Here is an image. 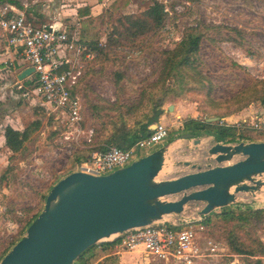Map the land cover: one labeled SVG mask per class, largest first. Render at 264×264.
<instances>
[{
	"label": "rangeland",
	"instance_id": "obj_1",
	"mask_svg": "<svg viewBox=\"0 0 264 264\" xmlns=\"http://www.w3.org/2000/svg\"><path fill=\"white\" fill-rule=\"evenodd\" d=\"M116 2L117 10L112 8ZM155 2L163 3L168 14L161 31L145 40L140 49L119 48L109 53L106 59H101L95 51V59L85 62L78 74L77 89L83 104L80 135L66 134L61 124L33 99L22 97V93L29 89L20 90L16 78H8L7 91L0 89V262L26 235L30 224L44 210L53 187L72 172L77 157L86 159L99 150L102 138L110 134L111 119L124 113L129 126L133 125L130 121L132 113L143 112L149 93L157 88L165 54L176 48L187 30H203L206 35L198 64L190 73L168 82L174 92L164 106V116L167 117L163 123L169 128L170 137L157 148L175 141L161 173L162 180L206 170L210 163L211 139L201 138L206 142L203 148L200 147L202 143L196 144L199 138L178 139L186 133V121L218 118L213 123L229 126L245 116H264L259 102H252L238 111L240 104L236 101L243 90L264 80V0H197L195 3L183 0H101V20L92 26L101 33L100 45L106 47L115 16L144 12ZM28 17L30 19L31 15ZM228 38L234 41H228ZM2 79L6 77H0V84L7 82ZM196 79H203V83L199 84ZM172 105L181 113L178 114L175 108L170 111ZM227 119H230L229 123ZM6 126L20 130L29 128L30 138L18 153L5 147L2 136ZM246 132L255 140H264V131ZM141 154L147 155L146 152ZM239 200L232 209L236 217H249L247 223L233 221L231 215L224 221L222 210H217L206 224L207 218L200 220L199 216L203 205L191 203L187 206V215L200 221L196 238L199 258L192 264H244L248 257L232 252L234 241L251 251L255 255L253 259L264 262V217L256 219L245 208L263 210L264 189L256 197L244 194ZM239 205L244 207L239 210L236 208ZM99 245L91 251L94 256L90 264L101 263ZM125 259L129 262L125 261V264H180L150 257L143 248L132 251Z\"/></svg>",
	"mask_w": 264,
	"mask_h": 264
},
{
	"label": "water",
	"instance_id": "obj_2",
	"mask_svg": "<svg viewBox=\"0 0 264 264\" xmlns=\"http://www.w3.org/2000/svg\"><path fill=\"white\" fill-rule=\"evenodd\" d=\"M33 72L27 69L19 80ZM204 137L214 138L185 133L178 139L199 138L200 145ZM214 140L207 169L175 179L160 180L175 140L106 176L70 173L53 187L42 213L0 264H75L96 245L128 231L175 217L192 220L186 213L191 203L203 205L199 216L207 218L238 205L240 195L256 197L264 189V141Z\"/></svg>",
	"mask_w": 264,
	"mask_h": 264
},
{
	"label": "built area",
	"instance_id": "obj_3",
	"mask_svg": "<svg viewBox=\"0 0 264 264\" xmlns=\"http://www.w3.org/2000/svg\"><path fill=\"white\" fill-rule=\"evenodd\" d=\"M0 33L11 45L23 49L21 61L27 69H34L27 78L28 87H20L29 89L24 97L33 99L46 114L61 124L66 134L80 135L83 104L77 89L78 74L85 62L95 59V52L75 32L54 25H35L29 21L26 12H5L0 17ZM229 120L226 122L229 123ZM229 126H236L240 131L248 128L263 132L264 116L243 118ZM169 137V128L159 122L150 135L130 148L110 146L106 150L94 151L80 163H75L72 172L106 176L130 166L143 157L142 152L149 154L150 150L156 149ZM211 139L215 142L214 138ZM198 222L187 218V222L183 223L175 217L131 230L116 239L119 240L117 246L127 251L143 248L150 257L192 264L199 258L200 252L196 245Z\"/></svg>",
	"mask_w": 264,
	"mask_h": 264
},
{
	"label": "trees",
	"instance_id": "obj_4",
	"mask_svg": "<svg viewBox=\"0 0 264 264\" xmlns=\"http://www.w3.org/2000/svg\"><path fill=\"white\" fill-rule=\"evenodd\" d=\"M183 1L187 3H195L197 0ZM4 3L21 8L18 0H0V4ZM112 8L117 10V2L112 5ZM167 16L168 14L166 13L165 5L160 2H155L148 10L141 13L128 15L119 14L118 17L115 16L113 21L114 27L112 32L108 35L106 47L100 45V40L102 39L101 33L92 27L97 20L91 17L86 22L88 27L81 31V40L87 43L94 52L96 51L99 53L102 57L101 59H106L109 53L119 48L129 47L140 49L144 45L143 42L145 40L156 35L162 30V28H164ZM232 31L240 33L237 30ZM205 35V32L199 29H189L185 32L182 40L177 44L176 48L165 54L164 65L157 82V88H154V91L149 93L145 110L143 112L137 110L132 113V116L130 117V121L133 123L132 126H129V121L126 119V114L124 113L120 114L117 118H112L110 122V134L108 137L102 138V146L99 150H106L110 146H118L127 149L140 139L145 138L152 133L150 127L159 123L160 119L165 115L164 106L168 103L170 99L169 96L174 92V89L168 86V82L175 77L190 73V71L193 70L192 68L194 65L198 64L201 44ZM227 40L234 41V39L231 38H228ZM196 80H198L199 84L203 83V81H201L203 79ZM178 96L179 94L176 93V97ZM236 98L237 103L240 104L238 111H242L252 102H259L264 109V80L256 81L249 88L243 90ZM250 130L251 129L247 128L241 132L236 126L220 125L209 122L208 120L190 119L185 123L186 133L193 134L195 137H201L204 135L213 136L219 143H235L238 141L257 142L258 140H255L249 135L250 133L246 132ZM5 138L6 145L11 152L18 153L30 138L29 128L24 132H19L8 127L6 129ZM82 160H84L83 157H77L76 163H79ZM243 207L244 206L239 205L236 208L241 210ZM245 208L246 211L251 213L252 217H255L256 219H262L264 217V209L255 210L250 206H246ZM222 212V219L224 221H226L229 215H231L233 221L247 223L250 220V218L245 215L236 217L234 214L235 211L232 207L222 209ZM210 221L211 217L209 216L205 220V223L209 224ZM118 243L119 240H115L113 242L101 243L99 246L104 249L110 246L113 247ZM92 249L82 255L75 264H90V260L93 259L94 256L91 253ZM10 251L11 250H9L6 255ZM232 252L240 256L248 257V260L244 264H264L261 259H253L255 255L235 241L232 243ZM99 264H118V258L116 256H111L106 258L103 263Z\"/></svg>",
	"mask_w": 264,
	"mask_h": 264
},
{
	"label": "crops",
	"instance_id": "obj_5",
	"mask_svg": "<svg viewBox=\"0 0 264 264\" xmlns=\"http://www.w3.org/2000/svg\"><path fill=\"white\" fill-rule=\"evenodd\" d=\"M18 2L20 3L21 8H18L8 3L0 4V17L5 12H10V11L26 12L27 17L28 15H31L32 19L31 18L29 19V17L28 19L33 24L38 25L36 23L39 22V24L41 25L38 26L54 25L59 29L75 32V34L79 35L80 39H82L81 31L83 28H85L83 27V24L85 26V23L91 17L95 18L97 20L96 23H98L99 20H101V16H102L101 14H103L101 13L102 12L101 0L99 1L98 0H18ZM83 43L88 45L85 42ZM101 46L104 47L103 44ZM22 51L23 49L11 45L8 42L7 38H5L0 33V77H6L5 80H7V82L4 83L1 82L2 83L0 84L1 90L4 89L5 91H7L6 88L8 86V83L10 82L8 81V78H16L17 80L16 86H18L19 88L21 86L28 87L29 85L27 80L28 77L25 78L23 81L19 80V77L22 75V73L27 70L26 65L20 59V54L22 53ZM5 80L2 79V81ZM24 94L25 93H22V97H24ZM174 108L176 112H178V114L181 113V111L177 106H175ZM166 117L167 116H163V118L161 119L162 123ZM254 117L255 115H250L248 117L246 116L242 117V119L254 118ZM180 123L181 122H179V124ZM8 127H11L19 132H24L27 128L24 130H20L13 126L5 127V129L3 130L4 135L2 136V138L4 139L5 142L4 144L6 149L11 152V150L6 145V138H5L6 129ZM150 129L153 130L152 126L150 127ZM261 141L264 140H258L257 142H261ZM131 253L132 251L121 250L120 248H118L117 245L113 247L110 246L104 249L101 248V254H102L101 263H103L106 258H109L111 256H116L118 258V264H125L126 261L125 258H127L128 255H130Z\"/></svg>",
	"mask_w": 264,
	"mask_h": 264
},
{
	"label": "bare ground",
	"instance_id": "obj_6",
	"mask_svg": "<svg viewBox=\"0 0 264 264\" xmlns=\"http://www.w3.org/2000/svg\"><path fill=\"white\" fill-rule=\"evenodd\" d=\"M204 144H206L205 141L202 142V144L200 145V147L204 146ZM206 146H207V145H206ZM202 148H203V147H202ZM199 149H201V148H199ZM170 152H172V150H171ZM195 152H196V151H195ZM192 153H193V152H192ZM199 153H200V152H199ZM196 154H197V152H196ZM174 155H176V153H175ZM193 155H194V154H193ZM196 156H199V155H196ZM173 157H174V156H173ZM201 157H202V156H201ZM174 158H175V157H174ZM197 160H198V159H197ZM178 168H179V167H178ZM169 172H170V171H169ZM169 172H168V173H169ZM174 172H175V171H174ZM171 173H172V172H171ZM171 173H170V174H171ZM165 174H166V173H165ZM163 177H164V176H163ZM161 179H163V178L160 177V180H161ZM239 197L241 198V197H243V195H240ZM171 199H173V198H171ZM244 199H245V198H244ZM194 214H195V213H194ZM194 214H193V215H194ZM190 216H191V215H190ZM168 217H169V216H168ZM168 217H166V218L168 219ZM192 218H193V217H192ZM112 239H113V238L109 239V241L112 240ZM105 241H106V240H105Z\"/></svg>",
	"mask_w": 264,
	"mask_h": 264
}]
</instances>
